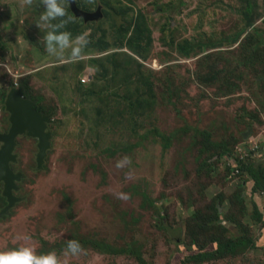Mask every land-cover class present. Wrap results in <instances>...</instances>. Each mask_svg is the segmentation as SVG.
I'll list each match as a JSON object with an SVG mask.
<instances>
[{
    "label": "rangeland",
    "instance_id": "obj_1",
    "mask_svg": "<svg viewBox=\"0 0 264 264\" xmlns=\"http://www.w3.org/2000/svg\"><path fill=\"white\" fill-rule=\"evenodd\" d=\"M107 1L122 10H141L146 19L153 45L144 66L151 72L156 95V122L151 127L164 137L174 136V140L170 149L163 151L151 137L139 141L144 136L141 132L133 143L125 142L126 138L119 136L123 127L107 131L104 118L87 121L95 104L79 114L76 90H71L77 82L86 83L87 78L74 76L67 82L62 74L51 75L45 64L47 29L39 30L35 25L43 11L40 0L30 4L27 0H0L4 7L0 23H7L0 32L16 28L11 37L18 42L11 50L12 44L6 46L0 33V62L11 71L14 68L20 85L26 83L29 92L33 94L35 89L40 94L47 108L53 110V121H58L49 128L52 147L45 169L36 173L25 170L27 177L19 187L25 200L0 220V253L30 247L37 256L54 253L57 264H135L129 255L101 254L81 243L93 241L109 248L135 250L147 264H180L184 257L196 253V246L187 244L198 238L199 232L190 227L196 226L206 212L209 220L204 227L216 240L234 241L240 236L252 246L231 258L202 264H264V239H258L261 225L253 222L250 192L244 186L249 179L231 164L233 160H248L254 169L264 167V156H251L252 160L247 153L253 146L264 149V25L246 31L238 48L227 52L237 43L235 34L243 27L236 3L131 0L128 7L125 0H118V5L116 0ZM201 1L203 6L199 7ZM261 7V0L251 4L252 9ZM105 11L108 15L97 22L107 32L105 40L111 41L115 30L126 25L131 15L117 16L108 8ZM11 14L15 17L5 22ZM65 17L73 20L67 13ZM93 25L81 38L69 41V47L51 55L76 54L99 36ZM52 59L46 63L51 65ZM240 62L242 67L235 68ZM4 70L1 67L0 87ZM39 71L46 81L38 84V79L28 76ZM234 71L241 72L242 77L231 76ZM225 78L236 82L234 88L244 95L236 97L230 88L223 91ZM4 96L0 88V121L7 116L3 112ZM199 131L210 134L214 143L228 145L230 154H201L195 133ZM230 139L235 140L234 145ZM19 141L27 142V138L19 137ZM34 142L29 140L17 150L20 161L29 159V167L35 164ZM125 143L132 146L110 151L111 145ZM26 236L29 239H24ZM72 239L81 244L80 255L67 256L65 248L60 253L50 250L55 248L53 244L65 246ZM201 241L204 243L205 238ZM213 249L215 246L205 250Z\"/></svg>",
    "mask_w": 264,
    "mask_h": 264
},
{
    "label": "trees",
    "instance_id": "obj_2",
    "mask_svg": "<svg viewBox=\"0 0 264 264\" xmlns=\"http://www.w3.org/2000/svg\"><path fill=\"white\" fill-rule=\"evenodd\" d=\"M97 1L98 0H75L77 7L87 12L89 9L85 5H91L89 8H92L94 5V8L92 9L94 10L96 8V4L94 3H97ZM116 1V5H118L120 1ZM129 1L131 2V0ZM224 1L227 2L229 6L233 3L239 5L238 18L243 24V27L239 33L235 34L237 41L244 37L246 31L255 29L260 21L263 22L264 0H261L262 10L251 8V4L255 2V0ZM98 3L97 5L100 8H103L101 11L104 16L108 15L105 8H108L117 16L121 15L126 17L127 14L130 13L131 16L129 17L128 23L126 25H120L113 33L111 41H106L105 37L107 36V32L102 30V26L99 22L84 24L81 19L68 20L66 17L62 18L66 20V23L63 28L58 29L57 31L69 33V41L81 38L84 30L91 29L92 24H94L93 26L95 27L93 30L98 31L99 36H97L94 41L89 42L82 49L78 50V52L74 55H64L62 53H58L56 56H52L51 54L46 53L44 60L47 67H49V73L51 75L62 74L67 78V82L69 81V78L74 76L83 75L87 78L86 83L77 82L71 89L76 90L74 99L79 100L77 101L79 114L91 105L95 104L94 112L90 118H87V121L97 122L101 118H104L107 131L118 130L122 127L124 128L119 136L125 137V142H128L129 140L133 143V140L139 138V132H141L144 136L140 137L139 141H145L147 138L151 137L161 150H169L171 143L174 140V136L164 137L158 132L157 128L151 127V125L156 122V95L150 79L151 72L144 66L150 57L153 45L151 31L146 19L141 10L136 11L132 7H130L129 10H122L120 6L115 7L114 3L108 2L107 0H99ZM63 4L66 6L65 12L72 17L69 13L67 4ZM57 22L58 21H53L52 23L55 24ZM111 26H115V24L112 23ZM80 27H82V30H79ZM89 39L92 40V38ZM254 44H259V42L254 40ZM2 46L3 45H0V50L3 49ZM35 49L38 50V47ZM95 55L97 57H95ZM46 56L48 58H53L51 60V65L46 63L48 60ZM258 59L260 61L262 60L261 53L258 54ZM41 73L42 71H39L35 75H30L28 77H32L36 81L38 79L39 84L40 82L46 81H43L44 78L40 77ZM21 85L24 90L23 95H27L26 97L28 99L34 101V109L38 113L46 115L53 112V110L51 111L47 108V105L43 103V98L35 89L32 94L31 91L29 92V86L26 83L23 85V82H21ZM5 98L6 95L3 102L5 101ZM3 112L8 116L5 109ZM3 117L6 118L5 115ZM56 123H58V121H55V125ZM7 127L8 126L3 128L5 129ZM195 133L196 137L200 141L202 150L201 154L210 153V155L214 157H221L223 155L230 154L228 151V145L212 142L211 136L207 132L199 131ZM181 134H183V132H181ZM116 135L118 134H115L112 137ZM96 138L99 141L102 140V136H98V134L96 135ZM230 141L233 145L235 144L234 139H230L229 142ZM51 143L50 150L52 147ZM20 146H23V143L20 142ZM111 146L112 149L110 148V151H119L117 149H128L132 146V144H113ZM19 148H17V150ZM48 151L49 150L46 152V158ZM95 151L99 152L98 150ZM248 156V158H251L250 155ZM46 158L44 160L45 166ZM250 162L251 161L248 160H233L231 164L235 167V169L237 167L240 170V173L247 176L249 181L252 182V187L250 189L251 196L254 194L260 195V193H264V167L254 169ZM28 163L29 159L26 162V167H28ZM235 195L240 198V193ZM0 199V206H2V202H4L5 199L4 197H1ZM250 203L253 206V222L258 224L259 227L260 225L264 226V224L261 223V216L256 209L255 203L251 201V199ZM160 220L164 225V216L162 214L160 216ZM208 220V214L203 212L200 219L196 223V226L190 227L192 230H197L199 232V237L190 239V243L187 244L188 246H196V253H191L184 257V261L180 264H202L204 262L216 261L217 259L231 258L252 246V242L250 240L243 239L240 236L234 239V241L226 240L223 242L216 240L212 232L207 229V227H204L205 221ZM203 238H205L204 243L201 241ZM81 243H83L84 246L92 247V249L101 254L129 255L132 257L135 264H147L139 252L125 246L120 248H109L93 241H82ZM53 245H55V248H51L50 250H55L57 253H60L61 250L65 248L64 245L59 246L60 244L58 243ZM210 246H215V249L206 251L205 249H208Z\"/></svg>",
    "mask_w": 264,
    "mask_h": 264
},
{
    "label": "water",
    "instance_id": "obj_3",
    "mask_svg": "<svg viewBox=\"0 0 264 264\" xmlns=\"http://www.w3.org/2000/svg\"><path fill=\"white\" fill-rule=\"evenodd\" d=\"M67 3L68 10L74 19L83 20L84 24L97 22L101 17V8L98 6L95 11L87 12L79 9L75 0H60ZM22 85L12 87L8 91L4 107L9 116L10 129L7 133H0V183L3 184L2 195L7 198V205L2 209L0 216L21 198L13 194V190L18 188L23 173L14 172L10 164L16 162L17 154L14 152L17 147L16 139L26 136L37 141L36 168H43L47 150H50L51 130L48 125H54L53 114L43 115L34 109V102L23 97Z\"/></svg>",
    "mask_w": 264,
    "mask_h": 264
},
{
    "label": "clouds",
    "instance_id": "obj_4",
    "mask_svg": "<svg viewBox=\"0 0 264 264\" xmlns=\"http://www.w3.org/2000/svg\"><path fill=\"white\" fill-rule=\"evenodd\" d=\"M27 2L30 4L31 0H27ZM40 6H42L43 11L39 14L35 25L39 30L42 28L47 29L44 35L45 48L49 54L54 55L58 51H62L63 48L69 47L70 34L57 31L63 28L66 23V20L62 19L66 16L65 8L60 0H40ZM53 21L58 22L53 24ZM117 167H120L119 163ZM121 198L127 199V196L121 195ZM24 239L27 240L29 237L26 236ZM82 252L83 249L79 241L75 239L67 241L65 255L76 257ZM0 264H57V259L52 252L37 256L34 255L30 247H23L0 253Z\"/></svg>",
    "mask_w": 264,
    "mask_h": 264
},
{
    "label": "crops",
    "instance_id": "obj_5",
    "mask_svg": "<svg viewBox=\"0 0 264 264\" xmlns=\"http://www.w3.org/2000/svg\"><path fill=\"white\" fill-rule=\"evenodd\" d=\"M221 2L223 3V4H225V5H229L227 2H225L224 0H221ZM181 3H178V5H180ZM203 6V1H201L200 3H199V7H202ZM2 11V12H1ZM3 12H4V7L0 4V14H3ZM4 15V14H3ZM11 16H14L15 17V15L13 14H11V15H8L7 17H5L4 18V21L5 22H7L8 21V19L11 17ZM24 22V21H23ZM24 24H25V22H24ZM203 24H204V22L202 23V27H203ZM264 25V20H263V22H259V24L255 27V28H258L259 26H261V25ZM5 25H7V23L6 24H4V23H0V27H4ZM25 27H26V24H25ZM27 28V27H26ZM207 30H208V26H206L205 27V29H204V32H207ZM14 32H16V28H14V29H3V32L1 31L0 33H2L3 35H4V38H5V44H6V46H8V43H11L12 44V49L11 50H13V48H16V45L15 44H18V42L17 43H15L16 41H13V37H11V35L14 33ZM205 34H207V33H205ZM211 34V33H210ZM10 36V39H9V41L7 40L8 39V37ZM242 40V39H241ZM241 40H239V41H237V43L235 44V45H233V46H231V48H229V51H227V52H233V51H235L237 48H238V45H239V43H240V41ZM15 43V44H14ZM2 50V49H1ZM9 51V50H8ZM1 67H4L5 68V70H4V76L2 77V79H1V81H2V87H0L1 89H2V92L4 93V95H7L6 93L9 91V89L12 87V86H15V85H19V83H18V80L16 81V75L14 74V68H13V71H11V67H6L5 65H3L1 62H0V69H1ZM240 67H242V63L240 62L239 64H237L236 65V67L235 68H240ZM230 76V75H229ZM231 76H237V77H242L241 76V72H238V71H234L232 74H231ZM17 82V83H16ZM229 85V86H228ZM223 86H226V87H223V91H226V90H228L229 88L232 90L233 89V93H234V96H236V97H242L244 94L242 93V91L239 89V88H234V87H236L237 86V84H236V82H234V81H229L228 79H224L223 80ZM234 96H231V97H234ZM263 144V143H262ZM264 146V145H263ZM253 147H255V146H253ZM253 147L250 149V150H252L253 149ZM264 148V147H263ZM250 150H248V152L250 151ZM247 152V153H248ZM248 155H250V154H248ZM250 156H252V157H254V158H258V157H260V158H262V156H264V151L262 152V154H258V155H250ZM259 158V159H260ZM45 169V168H44ZM44 169H42L41 171H43ZM245 185V187H246V189H247V191H249L250 192V189H251V187H252V182L251 181H247V182H245L244 183ZM249 198L251 199V201H253L254 203H255V205H256V209H257V211H258V213L260 214V216H261V223H263L264 224V193H261L260 195L259 194H254L253 196H251V194H249ZM262 231H264V226L263 225H261V228H260V231H259V235H258V239H261V238H263L264 239V233L262 232Z\"/></svg>",
    "mask_w": 264,
    "mask_h": 264
},
{
    "label": "flooded vegetation",
    "instance_id": "obj_6",
    "mask_svg": "<svg viewBox=\"0 0 264 264\" xmlns=\"http://www.w3.org/2000/svg\"><path fill=\"white\" fill-rule=\"evenodd\" d=\"M126 2H130L129 0H125ZM67 4V3H66ZM96 5H95V7L97 8L98 7V5H97V3H95ZM131 6V2L130 3H128V7H130ZM95 8V9H96ZM95 9L94 10H88V12H93V11H95ZM101 13H102V11H101ZM103 14V13H102ZM102 18H103V15H102ZM0 44H1V42H0ZM20 85V84H19ZM19 85H15V86H12V87H16V88H18V86ZM11 87V88H12ZM10 88V89H11ZM10 89H9V91H10ZM8 93V92H7ZM6 93V94H7ZM5 97V96H4ZM23 97L24 98H26V99H28L27 97H26V95L24 96L23 95ZM34 102V101H33ZM50 114V113H49ZM43 115H45V114H43ZM47 115V114H46ZM4 116V115H3ZM0 125H1V128H0V133H7L8 131H9V129H10V123H9V116H6V118H4L3 117V119L0 121ZM6 126H8L7 128H3V127H6ZM52 126V124H50V125H48L47 127H48V130H50L49 128ZM52 131V130H51ZM20 137V136H19ZM19 137H18V139L16 140L17 142V147H16V150L14 151L16 154H17V156H16V162H13V163H11L10 164V167H11V169L14 171V172H18V171H20V172H22L23 173V175H22V177H21V179H20V181L19 182H17V185H18V188L16 189V190H13V194H14V196L15 197H17V198H21V200H19V201H17L16 203H15V205H17L18 203H20V202H22L23 200H25L24 199V195H22V193H21V188H19L20 187V182L21 181H24L25 180V178L27 177V174H26V172H25V170H27V169H30V171L32 172V173H36L37 171H41L42 169H44V166H45V164H44V166H43V168L41 169V170H35V168H36V152L38 151H36L35 153H34V156H33V158H34V166H32V167H26L27 165H26V162L28 161V160H26V161H20V154L21 153H19L18 151H17V148H19V147H21L20 146V142L21 143H23V144H25V143H28V141L30 140V141H35V140H33V139H31V138H27L26 136H24V137H26L27 138V142H23V141H20L19 142ZM21 137H23V136H21ZM34 144H35V146H36V148H37V141H35L34 142ZM0 146H1V144H0ZM20 163L21 164H23L24 166H23V169H20ZM45 163H46V161H45ZM27 168V169H26ZM33 170V171H32ZM2 190H3V184L2 183H0V198L1 197H4L3 195H2ZM4 199H5V201L4 202H2V206H0V213H1V211H2V209H4V207L7 205V198L6 197H4ZM15 205L12 207V208H14L15 207ZM12 208H10V209H8L7 211H6V213H4V214H2L1 216H0V220L1 219H4L5 217H7L8 215H9V213H10V211H11V209Z\"/></svg>",
    "mask_w": 264,
    "mask_h": 264
},
{
    "label": "built area",
    "instance_id": "obj_7",
    "mask_svg": "<svg viewBox=\"0 0 264 264\" xmlns=\"http://www.w3.org/2000/svg\"><path fill=\"white\" fill-rule=\"evenodd\" d=\"M264 151V149H261V150H257L256 147H253V149L251 150V152H248V154L250 155H260L262 154V152Z\"/></svg>",
    "mask_w": 264,
    "mask_h": 264
}]
</instances>
